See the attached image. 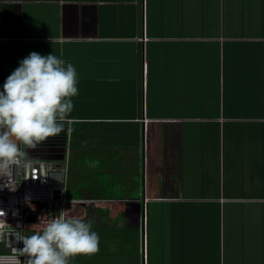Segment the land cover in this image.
I'll return each mask as SVG.
<instances>
[{
    "label": "crops",
    "instance_id": "1",
    "mask_svg": "<svg viewBox=\"0 0 264 264\" xmlns=\"http://www.w3.org/2000/svg\"><path fill=\"white\" fill-rule=\"evenodd\" d=\"M31 52L78 73L93 229L138 230L142 264L145 208L148 264H264V0H0V91Z\"/></svg>",
    "mask_w": 264,
    "mask_h": 264
},
{
    "label": "clouds",
    "instance_id": "2",
    "mask_svg": "<svg viewBox=\"0 0 264 264\" xmlns=\"http://www.w3.org/2000/svg\"><path fill=\"white\" fill-rule=\"evenodd\" d=\"M78 73L72 63L54 54L31 52L19 62L0 91V175L32 166L27 149H35L64 131L78 96ZM40 231L17 235L22 249L0 256V264H71V258L99 250L92 221L61 215L42 222ZM2 235V232H0ZM26 259L21 262L19 257Z\"/></svg>",
    "mask_w": 264,
    "mask_h": 264
},
{
    "label": "built area",
    "instance_id": "3",
    "mask_svg": "<svg viewBox=\"0 0 264 264\" xmlns=\"http://www.w3.org/2000/svg\"><path fill=\"white\" fill-rule=\"evenodd\" d=\"M63 161L32 160L29 170L13 167L0 175V256H11L14 249H22L17 235L28 236L29 231H40L42 222L61 215L67 199L70 159L68 130ZM27 209L32 221L25 219ZM146 214V213H145ZM142 264H148L147 220L143 221ZM23 262L26 258L19 257Z\"/></svg>",
    "mask_w": 264,
    "mask_h": 264
},
{
    "label": "rangeland",
    "instance_id": "4",
    "mask_svg": "<svg viewBox=\"0 0 264 264\" xmlns=\"http://www.w3.org/2000/svg\"><path fill=\"white\" fill-rule=\"evenodd\" d=\"M70 186V191L69 188L67 189V199L70 203H66L64 207V215L67 217L80 218L85 222H88L90 219H93L92 217L94 214L92 211L95 209H87L84 207L86 205H80L79 203L82 201H79V203H73L74 201L72 202L70 198L72 193H77L74 187L72 188L73 184ZM97 211L100 212V209ZM145 213L146 209H141L140 219H145ZM24 216L25 219L32 221V214H29L27 209H25ZM89 217L90 219H88ZM100 217L102 216H99V218ZM93 230H95L100 237L99 250L91 255L72 257L71 264H137L139 259V246H141V235L138 230L130 228ZM36 232L37 231H29L28 235H32Z\"/></svg>",
    "mask_w": 264,
    "mask_h": 264
},
{
    "label": "water",
    "instance_id": "5",
    "mask_svg": "<svg viewBox=\"0 0 264 264\" xmlns=\"http://www.w3.org/2000/svg\"><path fill=\"white\" fill-rule=\"evenodd\" d=\"M66 147L64 146L61 149H38V150H29L27 153L30 159L32 160H50V161H63L65 158Z\"/></svg>",
    "mask_w": 264,
    "mask_h": 264
},
{
    "label": "trees",
    "instance_id": "6",
    "mask_svg": "<svg viewBox=\"0 0 264 264\" xmlns=\"http://www.w3.org/2000/svg\"><path fill=\"white\" fill-rule=\"evenodd\" d=\"M67 126L64 124V131L57 137H50L47 141L41 142L37 145L35 149L29 150H38V149H54L58 150L65 146L67 141Z\"/></svg>",
    "mask_w": 264,
    "mask_h": 264
}]
</instances>
